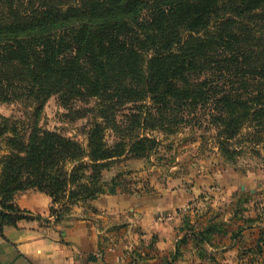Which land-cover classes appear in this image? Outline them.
Listing matches in <instances>:
<instances>
[{
  "label": "trees",
  "instance_id": "trees-1",
  "mask_svg": "<svg viewBox=\"0 0 264 264\" xmlns=\"http://www.w3.org/2000/svg\"><path fill=\"white\" fill-rule=\"evenodd\" d=\"M55 95L98 99L102 122L85 147L38 126L25 134L0 123V234L41 218L16 204L19 192L49 195L59 220L74 204L127 190L124 173L106 181L103 172L144 156L153 139L106 143L121 105L147 103L134 114L139 126L207 121L227 155L240 136L262 141L264 0H0V104Z\"/></svg>",
  "mask_w": 264,
  "mask_h": 264
},
{
  "label": "crops",
  "instance_id": "crops-1",
  "mask_svg": "<svg viewBox=\"0 0 264 264\" xmlns=\"http://www.w3.org/2000/svg\"><path fill=\"white\" fill-rule=\"evenodd\" d=\"M188 178L80 202L59 220L49 195L19 192L16 204L41 218L3 227L0 264H264V215L239 200L255 188L237 175Z\"/></svg>",
  "mask_w": 264,
  "mask_h": 264
},
{
  "label": "rangeland",
  "instance_id": "rangeland-1",
  "mask_svg": "<svg viewBox=\"0 0 264 264\" xmlns=\"http://www.w3.org/2000/svg\"><path fill=\"white\" fill-rule=\"evenodd\" d=\"M98 105L99 100L96 98L64 103L55 95L38 105L32 103L31 99H21L0 104V123L9 120L25 134L33 126H38L76 139L85 147L94 122H102ZM146 105V102H137L117 107L115 114L119 126L116 130H106L105 141L108 145L112 146L120 140L129 145L140 135L153 140L147 144L144 156L128 155L114 161L103 172L104 180L110 181L122 172L126 191L133 192L150 190L158 182L169 186L179 178L188 184L191 182L189 175H192L193 180L209 175H221L231 180L232 176L237 175L243 178L242 182L255 188L254 194L249 191L239 194V200L253 201L264 215V139L256 143L257 139L243 135L231 143L239 148L236 153H220L216 131L207 121L195 125L185 121L187 119L179 120L178 125L167 124L166 130L149 125L139 126L134 114L144 111L146 108L142 109ZM5 142L4 139L0 140V155L3 154Z\"/></svg>",
  "mask_w": 264,
  "mask_h": 264
}]
</instances>
